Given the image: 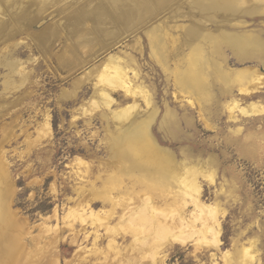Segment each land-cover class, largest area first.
Segmentation results:
<instances>
[{
    "label": "rangeland",
    "instance_id": "374dc122",
    "mask_svg": "<svg viewBox=\"0 0 264 264\" xmlns=\"http://www.w3.org/2000/svg\"><path fill=\"white\" fill-rule=\"evenodd\" d=\"M55 1L43 10L36 0H27L22 15L11 22L18 28L11 37L9 30L4 31L0 39V200L13 218L12 227L6 226L9 238L6 234L1 239L0 263L6 262L13 247V264H264V111L251 115L228 106L235 101L240 108L252 102L264 104V86L256 93L244 91L254 86L251 72L264 75V47L207 43L203 77L209 93L199 97L178 86L177 73L188 65L184 58L189 47H182H186L183 61L169 55V47L163 65L152 55L146 34L151 26L168 22L174 27L196 25L195 12L173 21L167 7L147 25L123 34L119 42L101 33L90 54L84 55L72 32L80 0ZM205 24L208 33L247 34L264 41V13L248 17L219 13L215 22ZM180 28L172 30L174 37H185ZM55 33L56 39L47 41ZM168 45H173L171 39ZM64 47L77 51V58L68 56ZM5 51L12 52L10 59L17 63L13 72L3 66ZM110 55L124 59L128 79L146 90L151 107L143 96L135 100L123 89L107 88L100 69ZM218 69L222 75L215 73ZM9 75L12 91L6 88ZM179 92L184 98L177 100ZM189 97L202 100L204 118ZM48 115L51 135L46 127L48 134L41 130ZM131 116L136 123L151 119V133L161 147L172 151L177 160L206 170L198 184L202 201L217 206L220 244H208L194 232L184 244L166 232L156 236L160 246L147 238L148 244L135 247V235L142 233L118 228L116 247H109L114 234L98 229L92 218L81 220L82 212L89 216L93 210L102 211L104 217V211L112 209L102 196L112 191L110 180L123 170L119 166L124 162L113 153V138L122 136L119 117ZM158 198L165 206L166 200ZM177 202V211L187 215L194 210L190 203L183 208L184 199ZM122 211L118 207L111 224H116Z\"/></svg>",
    "mask_w": 264,
    "mask_h": 264
},
{
    "label": "bare ground",
    "instance_id": "6f19581e",
    "mask_svg": "<svg viewBox=\"0 0 264 264\" xmlns=\"http://www.w3.org/2000/svg\"><path fill=\"white\" fill-rule=\"evenodd\" d=\"M26 1L27 0H0V39L1 37H3L4 39L6 30H9L7 34L10 33L8 36L11 37L12 32L14 33L15 31V27L18 28L16 25L14 27L13 23L11 22H13V17L18 18L22 15V11L27 7V5L25 4ZM57 1L59 0H56L55 2ZM36 2H38L40 4V8L44 10V8L50 3V0H36ZM41 3H43V5H41ZM78 6L81 9H79L81 13H79L78 11V14L74 16L75 25L72 32L74 33V35H76L75 37H77L76 39L79 43V46L85 52L84 55L90 54L92 43L98 42L99 35H101V33L104 34L105 38L117 36V38L114 37V39H116V42L117 40L119 42V40L123 37V34L129 32L130 30H134L135 28L137 29V27L139 28L145 26L142 23H146L147 25V23H150L153 18L155 19L159 17L161 13L166 11L167 7H169L168 10L172 11L173 15H171L170 18H172L173 21L179 19L180 17L186 18L188 16L187 13H189L190 11L195 12L194 16L196 17V25H194V23L185 24L182 27L180 26V28L179 26L174 27L168 22L163 25L157 24L155 26H151L146 31V34L150 41L152 55L163 65L167 64L168 57L172 53L177 56L179 60H182L186 55V53L184 52L186 47L184 48V50L182 49V47H189V52L187 54L188 57H186V59L184 58V60H187L188 65L187 67L185 66L183 71L179 70V72L177 73L178 86L181 90L197 94L199 95V97L207 95L209 93L208 87L210 85L207 86L208 83H205L203 77L204 69H206L205 54L207 51H205V45L207 43L213 42L214 44H218V41H226L227 43L232 44L236 47H254L257 49L260 47H264V41L254 35H244L224 31H221L218 34H212L208 33L204 29V24H207L208 21L215 22L219 13L229 14L233 17L237 15L248 17L254 16L256 14H262L264 13V0H80ZM76 9H78V7H76ZM240 22L241 21H239V23ZM174 28H180L185 37H174L171 33L172 30H175ZM53 30H55V26ZM53 30L50 32L53 33ZM45 35H47V33ZM56 37L57 34L55 33V35L48 37L47 41H53L56 39ZM168 39H171L173 41L172 46L168 45ZM70 46L72 47V44ZM109 46L110 45H108V47ZM169 47H171L172 50L169 51V55H167V49ZM65 49L66 48L64 47V50ZM69 50V48L65 50L66 54L72 58L78 54L77 51H75V54L70 52L71 50ZM72 51L74 52V47ZM5 53L6 54L4 58L6 64L3 63L5 64L3 66H7L9 70L13 72V69L17 66V63H15V61L13 62V60L10 59V53L12 54V52L5 51ZM92 57L93 56H91V58ZM75 58H77V56ZM89 58H87V60L85 61L88 62ZM69 59L70 58H66L65 60L69 61ZM79 59L76 61L79 62L82 60ZM219 63L221 64V62ZM80 65H82V63ZM100 70L102 71L101 75L107 88L110 87L112 89H123L127 94L133 96L135 100H138L139 96H143V98L147 101L148 106H152L151 100L146 90L140 88L139 86H136L132 81L128 79V67L125 65L123 58L110 55V57L105 60L104 64L101 65ZM215 73H219V75H222V71H220L219 69ZM253 73L251 72L250 74L254 79V86L251 87L250 90H244L247 94L256 93L260 87L264 86V75ZM97 78L99 79V73L97 75ZM6 88L9 91L13 90V79L11 77L7 80ZM102 88L99 89L103 91ZM179 93L175 94V98L177 100L184 98V96ZM95 95L97 97V94ZM99 95V97H102L101 94ZM93 97L94 95L92 96V98ZM195 98L189 97L188 102L198 112H200L201 116L203 117L202 105L200 103V101L202 100L198 101ZM108 100H110V98H108ZM135 103L138 102L135 101ZM228 106L230 107V109L239 108L243 113L251 115L264 111V104L260 105V103L257 104L256 102L250 103L247 107L244 106L240 108V103L237 104L235 101V103L233 102ZM124 117H126L125 114ZM119 121V126L121 129L120 133L122 136H114L113 153L119 160L120 158L124 160V162L122 161L123 165L119 166L123 170H120V173L116 174L110 180L111 186H113L112 191L102 196L105 202H108L112 205V209L105 211L103 210L106 214L105 216L103 215L104 217H102V211L97 212V210H93L91 212V215L89 216H86L84 214L85 212H82L80 213L81 220L83 222H87L88 219L92 218L93 221L90 219L91 223H95V225H98V229L103 227L108 233L114 234L110 238L108 245L109 247H116L117 238L121 235L120 232H118L119 234L115 236L118 228L124 230L125 233L129 231V233L132 234L134 232L142 233L140 235L143 236H140L139 234L135 235V247L145 246L146 244H148L147 240L149 238L150 240H152L151 244L159 245L156 236L166 232H169V235L171 234V237H173L175 242L177 241L185 244L189 241L190 235L193 236L194 233H198L197 237L203 236L208 244H220L221 221L217 217V206L207 204L202 201V189L198 184V177L201 174L205 173L206 170L197 165H191L187 164L184 161L177 160L175 154L172 151L165 147H161L151 133V119L143 121L141 123H136L135 116H131L125 120L119 117ZM206 123L207 125H210L208 122ZM44 125V129H42L43 127H41L42 133L48 134L49 132L51 135L53 133V125L51 123L50 115L47 116ZM45 127L48 129L47 133L44 131L47 130ZM42 133H40V135ZM9 137H11V135ZM2 152L3 150L1 151V153ZM2 159L4 160L3 157ZM125 179H128V182H125ZM172 185H177L179 188L177 189V187L175 188ZM156 192L161 193V196L156 194ZM98 195H96L93 200L98 199ZM158 197L164 198L166 200L165 206L163 203L159 204V201L157 200ZM180 199H184V209L189 203L195 206L194 210L187 214L188 216L186 215L185 211H182L180 209H178L177 211L176 209L178 205L177 200ZM4 207L5 205L3 204L2 200H0V225L5 224L0 226V245L1 239L6 234L8 238L10 236V232H6L7 227H12L13 225V218L12 216L10 217V212H8V210H5ZM118 207H121L123 211L118 216L119 219L116 224L113 225L111 224L110 220L111 218L115 217V214L118 213ZM174 208L175 210H173ZM6 222L8 223L6 224ZM196 223H198L199 226H197ZM187 230H189V232H187L186 234L185 232ZM190 232L192 234H190ZM208 235H211L210 239L207 237ZM202 238L199 239L201 240ZM9 252L10 257L7 258L6 262L4 260V262H1L0 264H13V259L16 257V251L13 255V247H11Z\"/></svg>",
    "mask_w": 264,
    "mask_h": 264
}]
</instances>
